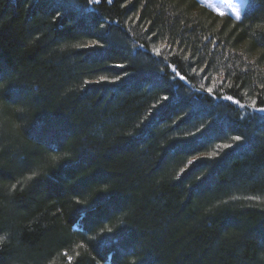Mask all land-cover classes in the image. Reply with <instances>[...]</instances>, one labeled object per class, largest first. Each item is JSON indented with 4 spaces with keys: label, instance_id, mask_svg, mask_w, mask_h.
I'll return each mask as SVG.
<instances>
[{
    "label": "trees",
    "instance_id": "16d2710c",
    "mask_svg": "<svg viewBox=\"0 0 264 264\" xmlns=\"http://www.w3.org/2000/svg\"><path fill=\"white\" fill-rule=\"evenodd\" d=\"M250 1L0 0V264H264Z\"/></svg>",
    "mask_w": 264,
    "mask_h": 264
},
{
    "label": "rangeland",
    "instance_id": "374dc122",
    "mask_svg": "<svg viewBox=\"0 0 264 264\" xmlns=\"http://www.w3.org/2000/svg\"><path fill=\"white\" fill-rule=\"evenodd\" d=\"M203 5L221 14H230L236 19L250 8V0H199ZM106 264V263H101Z\"/></svg>",
    "mask_w": 264,
    "mask_h": 264
},
{
    "label": "snow or ice",
    "instance_id": "6c2138e0",
    "mask_svg": "<svg viewBox=\"0 0 264 264\" xmlns=\"http://www.w3.org/2000/svg\"><path fill=\"white\" fill-rule=\"evenodd\" d=\"M109 2H111V0H109ZM96 46L103 47L102 44H100V45L93 44L91 47H96ZM118 66H119V67H123V65H118ZM166 99H167V98H166ZM258 111H264V109H258ZM236 139H237V140H240L241 137L237 136ZM33 175H35V174H33Z\"/></svg>",
    "mask_w": 264,
    "mask_h": 264
}]
</instances>
